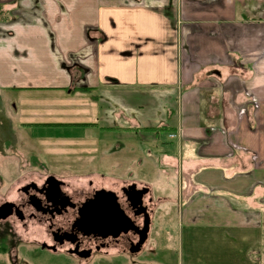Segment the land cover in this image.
<instances>
[{
	"label": "crops",
	"instance_id": "0c3cea01",
	"mask_svg": "<svg viewBox=\"0 0 264 264\" xmlns=\"http://www.w3.org/2000/svg\"><path fill=\"white\" fill-rule=\"evenodd\" d=\"M0 7L10 14L0 21V89L43 92L29 100L41 121L22 124L109 139L113 126L87 116H106L123 89L167 92L175 131L165 140L136 133L177 170L180 227L231 239L242 247L237 264H264V0H0Z\"/></svg>",
	"mask_w": 264,
	"mask_h": 264
},
{
	"label": "rangeland",
	"instance_id": "374dc122",
	"mask_svg": "<svg viewBox=\"0 0 264 264\" xmlns=\"http://www.w3.org/2000/svg\"><path fill=\"white\" fill-rule=\"evenodd\" d=\"M145 91L123 89L120 99L111 98L114 104L105 109L106 116H102L101 110H97L99 117L87 116L99 126L114 127L109 139L98 135L87 139L79 131L71 135V129L64 126L38 129L21 125L35 119L41 121L35 115L36 102L29 101L34 100L35 93L37 99L40 91L0 89V203L18 199L21 195L18 187L29 181L40 183L48 175L61 179L71 192L88 191V180L93 181L94 187L116 191L125 183L146 186L147 197L151 199L147 238L134 255L112 249L102 258L76 260L41 249V243H49L47 225L43 222H21L9 217L0 220V264L238 263L242 247L238 252L231 239L216 241L209 237V230L180 227L177 170L164 162L154 144L141 143L136 133L143 127L173 124L175 103L168 101L169 94L161 89ZM163 103L169 106L165 109ZM102 105L103 102L101 109ZM83 117L87 118L84 115L80 118ZM161 135L164 140L167 138V132ZM161 196L166 199L160 200ZM229 246L235 250H227Z\"/></svg>",
	"mask_w": 264,
	"mask_h": 264
},
{
	"label": "flooded vegetation",
	"instance_id": "af4514ba",
	"mask_svg": "<svg viewBox=\"0 0 264 264\" xmlns=\"http://www.w3.org/2000/svg\"><path fill=\"white\" fill-rule=\"evenodd\" d=\"M50 177L56 181L50 180ZM86 184L90 190L76 192L75 189L74 192H71L68 190L67 184L61 179L48 175L40 183L29 181L21 185L18 187V192L21 193L18 199L3 201L0 205L3 203L14 205L12 214L7 218L14 217L21 222L35 220L47 225L49 243H41V249L53 253L60 252L80 261L102 258L112 249L128 252L123 246V238L126 237L135 243L138 240V235L134 231H128L124 235L119 234L117 237L107 236L103 238L93 234H82L75 228L74 222L78 218V208L82 202L91 197L96 190L105 189L116 193L121 209L136 226L141 228L144 220L143 214L137 212L138 207H133L122 191V188L133 183L121 185L119 191L109 187H94L92 180H88ZM142 188L147 187H136V189ZM148 193L147 190L141 199L142 206L145 207L149 215L151 199L147 197Z\"/></svg>",
	"mask_w": 264,
	"mask_h": 264
},
{
	"label": "water",
	"instance_id": "95a60500",
	"mask_svg": "<svg viewBox=\"0 0 264 264\" xmlns=\"http://www.w3.org/2000/svg\"><path fill=\"white\" fill-rule=\"evenodd\" d=\"M49 179L56 181L53 177ZM147 190V188L136 189L135 184L122 188L127 200L132 203L133 207H138V213L143 214L144 220L141 228L136 226L121 209L116 193L105 189L96 190L91 197L82 202L78 208V218L74 222L75 228L84 235L93 234L103 238L117 237L119 234L124 235L128 231H134L138 235V240L133 243L124 237L123 246L130 254L137 253L147 238L150 221L141 199ZM13 207L12 203L1 204L0 220L11 215Z\"/></svg>",
	"mask_w": 264,
	"mask_h": 264
},
{
	"label": "trees",
	"instance_id": "16d2710c",
	"mask_svg": "<svg viewBox=\"0 0 264 264\" xmlns=\"http://www.w3.org/2000/svg\"><path fill=\"white\" fill-rule=\"evenodd\" d=\"M10 17V14L6 11H3L0 7V21H6ZM174 115V114H173ZM96 123H83L81 125H95ZM23 125V124H21ZM25 125V124H24ZM40 125L36 124L35 126ZM42 125H50V124H42ZM108 128H114V127H108ZM141 130L150 131L154 134L155 138H158V136L162 133H171L175 131V128L168 124H163L160 126H154V127H143Z\"/></svg>",
	"mask_w": 264,
	"mask_h": 264
},
{
	"label": "built area",
	"instance_id": "2783aa9c",
	"mask_svg": "<svg viewBox=\"0 0 264 264\" xmlns=\"http://www.w3.org/2000/svg\"><path fill=\"white\" fill-rule=\"evenodd\" d=\"M169 136H170V137H174V135H172V134H170Z\"/></svg>",
	"mask_w": 264,
	"mask_h": 264
}]
</instances>
